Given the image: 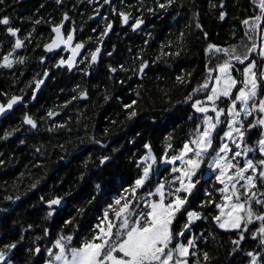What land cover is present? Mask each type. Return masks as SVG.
I'll list each match as a JSON object with an SVG mask.
<instances>
[{"label":"snow or ice","instance_id":"1","mask_svg":"<svg viewBox=\"0 0 264 264\" xmlns=\"http://www.w3.org/2000/svg\"><path fill=\"white\" fill-rule=\"evenodd\" d=\"M80 2L94 5L89 19L100 16L105 22L95 37L76 38L75 22L65 0H53L59 9L58 20L53 23L55 17L50 16L47 20L43 16L30 17L33 27L26 32L15 25L14 17L8 11L11 7L9 0H0V31L11 38L7 50L3 48L4 42L0 41V68L13 70L17 64L23 65L26 57L19 55L18 50L25 48L26 41L33 43L34 33L40 36L35 25L45 23L50 28L48 41L35 43V48L42 50L38 56L41 70L25 81V88L30 89V94L25 93L24 88L20 89L19 95L0 90V96L5 97L0 102V116L7 115L14 110V106L24 109L20 125L4 131L0 140H7L21 127L26 132L39 131L42 122L49 125L45 129L48 132L57 129L71 131L68 123L72 117L56 118L61 117V111L73 101L88 99V90L79 83L71 89L73 94L62 105L46 108L39 117L30 113L28 104L37 100L42 86H47L46 81L55 79L57 73L52 69L75 70L82 74V78L92 74L101 62L105 38L113 31V20L100 11L105 5L116 17V22L132 32L143 33L145 37L137 51L131 47L127 49L131 53L128 60L117 61L115 65L106 64L107 77L113 83L123 85L132 77L143 81L154 66L160 63L171 66V60L187 51L185 33L179 31L175 39L166 40L156 52L147 55L153 35L146 31L147 18H160L170 10L175 12L185 7L184 0H151L150 3L148 0H137L131 6L133 10L113 7V0ZM252 3L259 11L240 21L244 29L239 43L210 42L199 21V9L191 12L194 27L205 41L202 52L206 59L200 79L195 84L192 83V71L180 70L172 79V87L185 90L179 103L191 110L186 119L192 127L180 143L174 145V136L169 134L157 152L151 140L141 141L140 150L131 160L132 167L136 169L135 176L127 183H119L118 194L105 201L106 207L99 219L89 225V234L82 242L76 232L82 227L80 220L87 215L96 194L103 195L107 191V185L102 182L94 184L95 194L84 204L67 213L61 221L60 232L54 240L49 239L43 249L37 241L50 236L47 223L41 226V234L27 245L26 234L36 227L31 223L21 225L15 239L0 238V264H15L18 255L25 256V250V264H216L218 257L208 250V239L211 237L215 242L217 234L213 231H194L206 222L228 234V257L234 259L243 252L246 264H264V42L257 43L255 39L256 35L264 33V0H252ZM75 6L73 3L72 7ZM44 7L41 3L40 8ZM193 7L194 4L190 6V11ZM209 7L215 10L218 20L225 21L228 15L225 0H217L216 3L210 0ZM133 11L137 14L133 15ZM66 22L73 27H65ZM91 31L96 32L97 29ZM231 35L235 38V31ZM65 50L70 53L67 57L60 54ZM115 52L116 45L113 44L111 50L103 54L112 57ZM237 72L239 77L235 74ZM119 73L125 76L121 77ZM155 79L167 81L161 76ZM141 86L137 85L138 88ZM156 87L168 96L165 88L159 84ZM111 98L110 89L105 87L104 101ZM143 99L137 91L136 98L121 102L124 121L136 122L142 118L140 104ZM76 119L79 122L80 116L77 115ZM124 121L119 123L124 124ZM117 123L115 119L110 120V125ZM109 132L110 127H104L103 137H107ZM19 143L24 144L25 140L20 139ZM89 143L98 146L100 151L95 160L89 154L83 161L85 169L91 163L102 172L113 164L115 157L112 154L117 153L118 148L110 147L105 139L95 135L89 137ZM55 147L67 153L63 144ZM35 152L43 156L42 146L35 147ZM4 163L0 159V165ZM32 166L43 169L44 162L37 159ZM205 172L210 173L208 180L203 179ZM20 175L23 177L24 173ZM84 175L81 172L80 180L84 179ZM212 178L218 184L205 191L201 199L199 193L204 191V185ZM41 179L42 174H38L28 187L36 189ZM97 179L102 180L99 173ZM5 199L19 200L20 197L6 196ZM39 200L45 209L44 221L60 216L67 204L64 196L59 194H51L47 199L41 195ZM206 208L211 210L205 211ZM249 239L255 242L256 247L245 250L243 242ZM74 240L77 244H73ZM228 264H232L231 259Z\"/></svg>","mask_w":264,"mask_h":264},{"label":"trees","instance_id":"2","mask_svg":"<svg viewBox=\"0 0 264 264\" xmlns=\"http://www.w3.org/2000/svg\"><path fill=\"white\" fill-rule=\"evenodd\" d=\"M136 2L137 0H113V7L120 10H133L131 6H134ZM148 2L150 3L151 0ZM216 2L217 0H212V3ZM9 3L11 7L8 8V11L12 13L15 25L21 27L22 32L29 31L33 27L30 17L43 16L45 20L50 16L55 17L53 23L59 19V9L56 8L53 0H30L26 3L22 0H9ZM41 3L45 5L44 8H40ZM73 3L76 5L75 8L72 7ZM184 3L185 7L177 9L175 12L170 10L160 18L151 16L147 18L146 31L153 34L149 40L147 55L156 52L159 45L165 43L166 40L175 39V34L179 31L185 33L187 51L183 52L180 57L171 60V66L163 63L154 66L143 81L132 77L120 85L113 83L107 77L106 64L115 65L117 61L128 60L131 53L127 49L131 47L133 51H137L142 47V41L145 38L143 33L132 32L131 29L116 22V17L109 11L108 6L102 7L100 11L113 20V32L104 46L103 53L106 50H111L112 45L115 44L116 52L113 56L108 57L102 53L101 62L95 66V70L88 77L82 78V74L76 71L70 73L52 69L57 75L55 79L47 81V86H44L36 102L28 104L31 114L39 117L44 114L46 108L57 104L62 105L64 100L73 94L71 89L77 83L88 90L89 96L87 100L73 101L61 111V117L56 118L72 117L68 123V128H71L70 132L66 129L48 132L45 129L49 125L42 122L39 131L26 132L24 127H21L19 132L7 140H0V153H3L0 155V159L5 161L4 165H0V238L15 239L21 225L26 226L31 223L36 227L32 232L26 234L25 243L27 245L32 243L36 235L41 234V226L47 223L50 227V236L37 241L43 249L48 240H54L60 232L61 221L67 213L84 204L91 195L95 194L94 184L102 182L107 185V191L103 195L96 194V200L89 206L87 215L80 220L82 227L77 230L76 235L82 242L89 234V225L99 219L106 207L105 201L118 194L119 183H127L135 176L136 169L132 167L131 160L132 156L140 150L141 141L151 140L157 152L161 150L164 138L169 134L174 136V145L180 143L185 133L192 127L186 119L191 110L187 105L179 103L185 90L181 87H172V79L180 70L192 71V83L195 84L200 79L206 59L202 52L205 41L194 27L191 12L199 9V21L207 31L210 42L225 44L226 42L239 43L244 29L240 21L254 13L258 14L259 11L254 7L252 0H225L228 15L225 21H220L215 10L209 7L210 0H184ZM193 4L195 7L190 11V6ZM65 5L67 9H71L69 14L75 22L78 39H86L89 35L93 37L98 35L105 22L101 17L98 20L88 18L93 15L94 5L81 3L80 0H71V2L65 0ZM136 14L133 11V15ZM186 25L191 26L185 27ZM67 27H73V25L68 23ZM35 28L40 36H36L34 33L33 43L28 44L26 41L25 48L18 50L19 55L26 57L23 65H16V69L19 71L0 68V90L19 95L20 89L24 88L25 93L30 94V89L25 88V81L31 79L36 72L41 70L38 56L42 50L35 48V43L48 41L50 34L48 24L41 23L35 25ZM93 28L97 31L92 32ZM233 31L236 33L235 38L231 35ZM262 34L259 33L255 36L257 43L261 42ZM10 39L0 31V41L4 42V50H7ZM235 74L239 77V72ZM118 75L125 76L124 73ZM156 76L167 78L166 83L165 80L157 81ZM138 84L142 86L138 88ZM157 84L168 91V96H164L159 91L156 87ZM105 87L110 89L112 97L107 102L103 99ZM61 88L64 89L63 92L60 91ZM137 91L144 97L140 104L142 118L136 122L124 121L121 102L136 98ZM116 97L120 99H116ZM169 98H171V103H169ZM4 100L5 97L0 96V101ZM23 111L22 107H18L11 115L0 121V134L11 127L20 125ZM77 115L80 116L79 122L76 119ZM112 119L117 120L118 123L110 125ZM120 121H124V124H120ZM104 127H110L107 137L102 135ZM92 135L105 139L110 147L119 149L117 153L112 154L115 157L113 164L103 169L102 172L91 163L88 169L83 166V161L89 154L95 160L100 151L98 146L89 143V137ZM252 135L255 139V133ZM20 139H24L25 143L20 144ZM58 144H63L67 153L55 147ZM40 146H42L43 156L35 152V147ZM61 156L64 159H60ZM37 159L43 160V169L32 166ZM81 172L85 173L83 180H80ZM21 173H24L23 177H21ZM98 173L102 176V180L97 179ZM38 174H42L41 183L37 185L36 189H30L28 187L30 182L35 180ZM209 175L210 173L205 172L203 179L208 180ZM217 184L218 182L212 178L209 183L204 185V191L199 193L200 198L203 199L205 191L211 190ZM65 193L70 194L65 196ZM51 194L64 196L67 204L60 216L44 221L45 209L39 197L43 195L47 199ZM214 195L218 194L214 193ZM6 196L14 198L19 196L20 199L7 200ZM210 210V208L205 209V211ZM194 231L197 233L213 231L217 234L215 242L211 240V237L208 239V250L218 257L216 264H228L230 259L232 264H246L243 252L237 254L234 259L226 255V251L230 247L227 243L229 238L227 233L214 229L207 222ZM73 244H77V240H74ZM221 245L223 246L221 247ZM243 247L245 250H251L256 247V244L249 239L243 242ZM25 258L26 250L24 257L19 255L16 257L15 264H25Z\"/></svg>","mask_w":264,"mask_h":264},{"label":"water","instance_id":"3","mask_svg":"<svg viewBox=\"0 0 264 264\" xmlns=\"http://www.w3.org/2000/svg\"><path fill=\"white\" fill-rule=\"evenodd\" d=\"M23 1L26 2V1H28V0H23ZM99 17H100V16H95L94 20H98ZM66 24H67V22H66ZM65 26H66V25H65ZM112 32H113V31H111V32L109 33V37H106V38H105L104 45H103V48H102V53H103V49H104L105 44L107 43V41L110 39V37H111V35H112ZM65 54H70V53H68L67 50H65ZM48 55H52V54H48ZM101 56H102V54H101ZM73 71H75V70H73ZM73 71H72V72H73ZM46 83H47V81H46ZM43 88H44V86H42V89H43ZM40 92H41V91H40ZM40 92L38 93V95L40 94ZM0 102H1V101H0ZM35 102H36V101L32 102V104H34ZM17 108H18V107L14 106V110L17 109ZM14 110H10L9 113H8L7 115L0 116V121L4 120V119L7 118L9 115H11V114L14 112Z\"/></svg>","mask_w":264,"mask_h":264},{"label":"flooded vegetation","instance_id":"4","mask_svg":"<svg viewBox=\"0 0 264 264\" xmlns=\"http://www.w3.org/2000/svg\"><path fill=\"white\" fill-rule=\"evenodd\" d=\"M28 1H30V0H28ZM28 1H26V2H28ZM69 2H71V0H68ZM22 2H24L23 0H22ZM25 2V3H26ZM106 6V5H105ZM100 18V17H99ZM68 26V22H67V24H66V26L65 27H67ZM70 28V27H69ZM75 36H76V38H78V34H77V32L75 33ZM61 55H63V56H65V57H67L69 54H65V51H63V52H61L60 53ZM48 56H51V55H48ZM57 70V69H56ZM73 72H75V71H73ZM70 73H72V72H70Z\"/></svg>","mask_w":264,"mask_h":264},{"label":"rangeland","instance_id":"5","mask_svg":"<svg viewBox=\"0 0 264 264\" xmlns=\"http://www.w3.org/2000/svg\"><path fill=\"white\" fill-rule=\"evenodd\" d=\"M261 42H264V33L262 34ZM261 42H260V43H261Z\"/></svg>","mask_w":264,"mask_h":264}]
</instances>
